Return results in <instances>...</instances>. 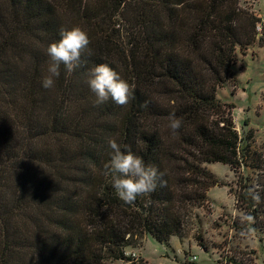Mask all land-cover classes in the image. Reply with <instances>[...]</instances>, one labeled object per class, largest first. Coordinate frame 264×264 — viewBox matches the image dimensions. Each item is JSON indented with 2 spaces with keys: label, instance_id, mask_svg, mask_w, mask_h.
I'll return each mask as SVG.
<instances>
[{
  "label": "trees",
  "instance_id": "obj_1",
  "mask_svg": "<svg viewBox=\"0 0 264 264\" xmlns=\"http://www.w3.org/2000/svg\"><path fill=\"white\" fill-rule=\"evenodd\" d=\"M258 22L263 42L264 17L240 0H0V264H144L124 248L182 237L219 184L240 212L235 233L264 232V154L251 132L241 141L233 105L217 97ZM74 27L90 40L82 64H61L45 89L47 48ZM101 63L134 86L127 105L96 103L87 79ZM170 113L183 122L175 135ZM109 139L165 186L120 200L105 175ZM206 163L229 166L234 180L221 183Z\"/></svg>",
  "mask_w": 264,
  "mask_h": 264
},
{
  "label": "rangeland",
  "instance_id": "obj_2",
  "mask_svg": "<svg viewBox=\"0 0 264 264\" xmlns=\"http://www.w3.org/2000/svg\"><path fill=\"white\" fill-rule=\"evenodd\" d=\"M254 1L240 0V5L262 19L264 13L260 11L264 9V0H259L257 8ZM261 39L260 30L257 40L244 54L237 49L233 78L218 89L217 97L219 101L233 105L231 114L241 141L247 140L245 138L251 132L252 146L264 154V41ZM42 144L50 146V138ZM34 165L32 171L38 168ZM205 166L221 183L229 184L234 180L227 165L206 163ZM206 196L203 206L193 208L187 216L182 237L172 236L169 244L164 245L144 235L138 247L126 246L125 254L135 260L142 259L144 264H181L189 261L192 254L197 257L193 264H239L229 261L230 257L243 264H264V232L241 237L230 226L231 220L240 212L234 207L228 186H211Z\"/></svg>",
  "mask_w": 264,
  "mask_h": 264
},
{
  "label": "clouds",
  "instance_id": "obj_3",
  "mask_svg": "<svg viewBox=\"0 0 264 264\" xmlns=\"http://www.w3.org/2000/svg\"><path fill=\"white\" fill-rule=\"evenodd\" d=\"M60 36L58 42L51 43L47 48L50 59L47 75L41 82L45 89L54 87L55 79L61 74V64L69 73L80 67L81 56L88 51L90 44L87 33L78 27L62 29ZM87 83L90 91L95 94L98 105L107 102L109 98L117 105H127L134 91V86H130L117 71L105 63L89 70ZM168 120L169 130L173 135L177 134L182 127V120L177 118L175 113H170ZM107 143L111 151L110 161L104 166L105 175L111 176L112 187L120 200L133 204L138 196L155 191L157 181L160 186H165L163 174L159 173L156 167L146 165L142 158L131 151H122L115 139H109Z\"/></svg>",
  "mask_w": 264,
  "mask_h": 264
},
{
  "label": "crops",
  "instance_id": "obj_4",
  "mask_svg": "<svg viewBox=\"0 0 264 264\" xmlns=\"http://www.w3.org/2000/svg\"><path fill=\"white\" fill-rule=\"evenodd\" d=\"M258 2H259V0H255L254 1V6L257 8L258 7ZM259 11H260V9H259ZM260 12H262V13H264V9L262 10V11H260ZM146 238V237H145ZM171 238H172V236L170 237V239L169 240H171ZM169 244V243H168ZM142 256V255H141ZM191 256H195V259L193 260V261H191V263L193 264L194 263V261L196 260V255L195 254H192ZM191 256H190V258H191ZM189 258V259H190ZM188 259V260H189ZM183 262H190V261H183Z\"/></svg>",
  "mask_w": 264,
  "mask_h": 264
},
{
  "label": "built area",
  "instance_id": "obj_5",
  "mask_svg": "<svg viewBox=\"0 0 264 264\" xmlns=\"http://www.w3.org/2000/svg\"><path fill=\"white\" fill-rule=\"evenodd\" d=\"M256 30H257V31H260V30H261L260 24H257V26H256ZM194 259H195V256H191V258L189 259V261L191 262V261H193Z\"/></svg>",
  "mask_w": 264,
  "mask_h": 264
}]
</instances>
